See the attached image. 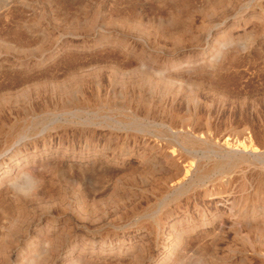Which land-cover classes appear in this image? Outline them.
<instances>
[{
  "label": "rangeland",
  "instance_id": "1",
  "mask_svg": "<svg viewBox=\"0 0 264 264\" xmlns=\"http://www.w3.org/2000/svg\"><path fill=\"white\" fill-rule=\"evenodd\" d=\"M0 132L52 164L0 194V264H264V0H0Z\"/></svg>",
  "mask_w": 264,
  "mask_h": 264
},
{
  "label": "bare ground",
  "instance_id": "2",
  "mask_svg": "<svg viewBox=\"0 0 264 264\" xmlns=\"http://www.w3.org/2000/svg\"><path fill=\"white\" fill-rule=\"evenodd\" d=\"M175 7V6H174ZM172 12V11H171ZM176 14V13H175ZM181 14V13H180ZM174 16H176V15H174ZM176 17H178L179 18V14H178V16H176ZM174 18V17H173ZM177 18V19H178ZM174 22L176 23V20H174ZM173 22V23H174ZM178 24V23H177ZM174 25H176V24H174ZM117 26V25H116ZM172 26V25H171ZM128 29V28H127ZM205 29V28H204ZM130 30V29H129ZM146 34H148V33H146ZM144 37V36H143ZM193 40H194V37H193ZM193 40H191V41H193ZM101 51H103V50H101ZM211 57V56H210ZM219 57V56H218ZM234 58V57H233ZM224 62V61H223ZM153 71V70H152ZM156 75H158V74H156ZM160 76V75H159ZM158 76V77H159ZM164 76V75H163ZM157 77V78H158ZM168 77V76H167ZM156 78V79H157ZM166 78V77H165ZM171 77H169V79H166L165 80V82H167V83H169V82H174L175 80H174V78L172 79H170ZM177 78V77H176ZM162 79H163V77H162ZM211 79V78H210ZM219 79V78H218ZM138 81V80H137ZM164 82V83H165ZM158 83V82H157ZM166 83V84H167ZM140 84V83H139ZM155 84V83H154ZM163 84V83H162ZM165 84V85H166ZM178 84V83H177ZM164 85V84H163ZM162 86V85H161ZM167 86V85H166ZM171 86V85H170ZM164 87V86H163ZM63 90V89H62ZM3 104V103H2ZM95 105V104H94ZM3 106V105H2ZM187 121V120H186ZM17 126H19V125H17ZM3 127V126H2ZM16 127V126H15ZM16 129V128H15ZM4 131H6V130H4ZM2 132H0V134H1ZM4 133V132H3ZM9 133H10V131H9ZM13 133V134H12ZM11 133V135L9 136V138L7 139L6 138V140H8V142H5V145L0 149V159H3L4 158V161H3V163H1L0 164V168H3V169H1L0 170V194H3V195H10L12 198H13V200L15 201V202H19V201H21V200H23L24 198H26V197H35L37 194H38V191L40 190V189H42V187H43V184H44V182L42 183V179L41 178H39L37 175V170H40V169H46V167H48L49 165H52V164H47L46 165V163H42V164H40V165H34V160H33V156H32V161H30L29 159H25V162H24V165H21L20 164V162H19V160H17V161H14V158H16V156H17V154L19 153V151L17 150V151H15L16 149H17V145H15V144H18L19 142H17V141H19L20 140V138L19 137H17L18 135H15V133L14 132H12ZM242 134H244V133H242ZM188 135V134H187ZM191 135V134H190ZM201 136V135H200ZM203 136V135H202ZM201 136V137H202ZM246 136V135H245ZM244 136V137H245ZM209 138V137H208ZM24 139V138H23ZM246 139V138H245ZM24 141V140H23ZM186 141V140H185ZM241 141V140H240ZM246 141V140H245ZM244 141V142H245ZM249 141V140H248ZM180 142V141H179ZM237 142H238V140H237ZM237 142H236V144H237ZM22 143V142H21ZM182 143V142H181ZM227 143V142H226ZM243 142H241V144H242ZM176 144V143H175ZM225 144V143H224ZM245 144V143H244ZM187 145V144H186ZM203 145V144H202ZM240 145V144H239ZM246 145V144H245ZM236 146V145H235ZM241 146H243V144L241 145ZM179 147L180 148H182V146L181 145H179ZM187 147V146H186ZM197 147V146H196ZM249 147V145L247 146V147H244V148H248ZM22 148V147H21ZM20 148V149H21ZM192 148V147H191ZM198 148V147H197ZM243 148V147H242ZM186 149V148H185ZM237 149V148H236ZM253 149V148H252ZM183 150V149H182ZM247 150V149H246ZM256 150V149H255ZM22 151V150H21ZM131 151V150H130ZM192 151H195V150H192ZM219 151V150H218ZM244 151H245V149H244ZM187 152V151H186ZM230 152V151H229ZM233 152V151H232ZM126 153V152H125ZM191 153V152H190ZM238 153V152H237ZM122 154V153H121ZM164 154V153H163ZM173 154V153H172ZM180 154V153H179ZM40 155V154H39ZM64 155V154H63ZM115 155V154H114ZM148 155V154H147ZM174 156H175V153L173 154ZM235 155H237V154H235ZM83 156V155H82ZM87 156V155H86ZM163 156V155H162ZM165 156V155H164ZM173 156V157H174ZM179 156V155H178ZM229 156V155H228ZM234 156V155H233ZM7 157V159H5ZM23 157V156H22ZM44 157H45V155H44ZM63 157V156H62ZM111 157V156H110ZM115 157H117V156H115ZM137 157V156H136ZM143 157V154H141V156H140V158H142ZM157 157V156H156ZM170 158V161L169 162H171L172 163V165L174 166V171L176 172L175 174L177 175V173L179 174L180 172H181V166L176 162V158ZM231 157V156H230ZM93 158V157H92ZM72 159V158H71ZM83 159V158H82ZM103 159V158H102ZM112 159V158H111ZM118 159H119V157H118ZM127 159V158H126ZM125 159V160H126ZM164 159V158H163ZM179 159V158H178ZM44 160V159H43ZM12 161H14V164H13V162ZM71 161V160H70ZM122 161V160H121ZM128 161V160H127ZM80 162H81V160H80ZM103 161H100V162H97L98 163V165H96V169L97 170H100V169H102V167H103V163H102ZM109 162V161H108ZM7 163L9 164V166H7ZM71 163V162H70ZM79 163V162H78ZM94 163V165H95V162H93ZM124 163V162H123ZM126 163V162H125ZM185 163V162H184ZM61 162H54V166L56 165V167H60L61 166ZM75 163H73V165H74ZM82 164V163H81ZM85 164V163H84ZM114 164H116V163H114ZM13 165V166H12ZM63 165V164H62ZM68 165V164H67ZM78 165V164H77ZM171 165V166H172ZM191 165V164H190ZM69 166V165H68ZM91 166H93V165H91ZM186 166V165H185ZM189 166V165H188ZM5 167H10L12 170H15L16 171V173L14 174V175H11V173H9L8 171L9 170H7ZM14 167V168H13ZM55 167V168H56ZM63 167V166H62ZM84 167V166H83ZM89 167V166H88ZM9 168V169H10ZM69 168V167H68ZM78 168V167H77ZM81 168V167H80ZM95 168V167H94ZM49 169H51V168H49ZM59 169V168H58ZM62 169V168H61ZM76 169V168H75ZM47 170V169H46ZM45 170V171H46ZM80 170H82V168L81 169H79V171ZM84 170H86V169H84ZM104 170H106V168H104ZM110 170H112V169H110ZM57 171V170H56ZM69 171H70V169H69ZM87 171H89V173H90V171H92V169H91V167H90V170L88 169ZM87 171H82V172H87ZM95 171V170H94ZM188 171V170H187ZM40 172V171H39ZM43 172H44V170H43ZM43 172H42V174H43ZM48 172H52V171H48ZM97 172V171H96ZM99 172V171H98ZM97 172V173H98ZM106 172V171H105ZM47 173V172H46ZM45 173V174H46ZM79 173V172H78ZM4 174V175H3ZM42 174H40L41 176H42ZM48 174V173H47ZM91 174V173H90ZM100 174V173H99ZM40 176V177H41ZM48 176V175H47ZM186 176V175H185ZM45 177V176H44ZM49 177H52V176H49ZM177 177V176H176ZM180 177V176H179ZM178 177V178H179ZM173 178H174V176H173ZM175 179V178H174ZM198 179V178H197ZM177 180V179H176ZM178 181H180V180H178ZM177 182V181H176ZM182 182V181H181ZM89 185V184H88ZM177 185V184H176ZM43 191V190H42ZM92 191V190H91ZM48 193V192H47ZM229 193V192H228ZM60 194V193H59ZM87 194H88V192H87ZM42 195H45V194H43L42 193ZM46 195H48V194H46ZM92 195H94V194H92ZM228 195V194H227ZM39 196V195H38ZM86 196H88V195H86ZM224 196V195H223ZM2 197V196H1ZM61 197V196H60ZM89 197V196H88ZM87 197V198H88ZM59 198V197H58ZM86 198V199H87ZM219 198V197H218ZM7 199V198H6ZM85 199V200H86ZM90 199V198H89ZM220 199H222V198H220ZM226 200V199H225ZM45 201V200H44ZM91 200H89V202H90ZM223 202V201H222ZM227 202V201H226ZM229 205V204H228ZM93 209V208H92ZM87 210V209H86ZM87 212V211H86ZM93 213V212H92ZM125 217V216H124ZM236 218H237V222H235V224L236 223H238L239 221H241V220H238V219H240V217L238 216V215H236ZM23 223V222H22ZM63 225V224H62ZM239 225H242V224H239ZM49 226V225H48ZM238 226V225H237ZM236 226V227H237ZM252 227V229L254 230V231H256V232H261V233H263L264 234V221H257L256 223H254V225L253 226H251ZM67 228V227H66ZM45 231V230H44ZM61 232H62V229L60 230ZM46 234V233H45ZM40 235V234H39ZM59 236V235H58ZM28 237V236H27ZM39 237V236H38ZM44 237V236H43ZM42 239V241L40 240L39 242V244H38V246H36V247H31V246H29L28 248H27V251H26V254L24 255V260H23V262H22V264H50L51 263V261H52V258H53V256L55 257V255L53 254L54 253V251L56 250V248H57V246H58V244L60 243H58V237L57 236H55V235H52L51 237H47V238H45L44 237V239L43 238H41ZM10 242V241H9ZM112 243V242H111ZM187 243V242H186ZM105 244V243H104ZM91 245V244H90ZM83 246H85V245H83ZM81 248H82V246H81ZM185 248H186V245H185ZM87 249V248H86ZM94 247H92V254H95V255H98V257L99 258H93L94 259V261H91L92 263L93 262H95V263H93V264H107V260H109L110 262H113V261H115V248H113V247H111V248H109L108 250H107V256H104L103 255V253H104V251H102L101 250V248H100V246H99V249L100 250H98V251H94ZM24 250V249H23ZM81 250V249H80ZM133 250V249H132ZM132 250H124L123 249V247H120L118 250H117V252H116V255L118 256V257H120L121 255H125V256H131V253H132ZM83 251V250H82ZM60 253V252H59ZM79 254H80V252H79ZM57 256V255H56ZM78 256V255H77ZM58 257V256H57ZM75 257V256H74ZM80 257V256H79ZM103 257H105V258H103ZM117 257V259H119ZM122 257V256H121ZM133 259H135L136 261H139V262H143L144 260H145V256H143V255H141V256H135V255H132L131 256ZM61 258V257H60ZM126 258V257H125ZM72 259V258H71ZM79 259V258H78ZM77 259V260H78ZM82 259H83V257H82ZM89 259V258H88ZM57 261V260H56ZM120 261V260H119ZM129 261H131V260H129ZM90 262V263H91ZM117 262V261H116ZM125 262V261H124ZM53 263V262H52ZM65 263V262H64ZM75 263V261H73V260H69L66 264H74ZM89 263V264H90ZM91 263V264H92ZM122 264V263H121ZM161 264H164V262L163 263H161Z\"/></svg>",
  "mask_w": 264,
  "mask_h": 264
}]
</instances>
